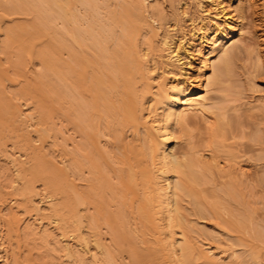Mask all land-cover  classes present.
Wrapping results in <instances>:
<instances>
[{
	"label": "bare ground",
	"instance_id": "6f19581e",
	"mask_svg": "<svg viewBox=\"0 0 264 264\" xmlns=\"http://www.w3.org/2000/svg\"><path fill=\"white\" fill-rule=\"evenodd\" d=\"M250 12L0 0V264H264Z\"/></svg>",
	"mask_w": 264,
	"mask_h": 264
},
{
	"label": "rangeland",
	"instance_id": "374dc122",
	"mask_svg": "<svg viewBox=\"0 0 264 264\" xmlns=\"http://www.w3.org/2000/svg\"><path fill=\"white\" fill-rule=\"evenodd\" d=\"M263 0H261V3L263 4ZM252 14V15H251ZM263 14V15H262ZM249 15L250 17V22L252 24L253 30H254V39L256 42L260 43V38L258 37H262L264 36V13L260 12L257 14H253V12H250ZM261 44V43H260ZM261 51L264 52V49H261ZM263 86H264V81L262 82Z\"/></svg>",
	"mask_w": 264,
	"mask_h": 264
}]
</instances>
